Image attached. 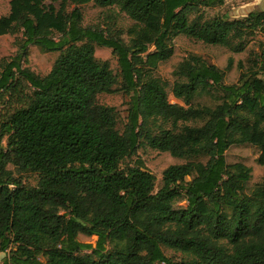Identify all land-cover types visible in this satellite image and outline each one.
<instances>
[{"label": "trees", "instance_id": "16d2710c", "mask_svg": "<svg viewBox=\"0 0 264 264\" xmlns=\"http://www.w3.org/2000/svg\"><path fill=\"white\" fill-rule=\"evenodd\" d=\"M92 2L134 21L127 41L122 32L83 25L80 7ZM224 4L10 1L0 18V37L15 36L18 47L15 57L0 60V105L13 108L0 120L3 264H264V185L247 194L252 168L226 160L233 146L264 152V47L248 67L238 63L232 85L226 71L186 57L171 91L183 105L169 101L168 84L155 75L181 35L243 53L245 37L264 32V11L206 17ZM56 28L58 37L49 32ZM31 46L60 54L48 75L26 65ZM97 46L117 58L119 88L110 62L96 58ZM115 93L130 99L122 132L116 108L98 103L99 95ZM203 96L213 105L199 102ZM141 148L192 161L168 167L155 192L156 177L142 160L122 168ZM14 171L38 174L37 186ZM163 248L185 257L169 258Z\"/></svg>", "mask_w": 264, "mask_h": 264}, {"label": "rangeland", "instance_id": "374dc122", "mask_svg": "<svg viewBox=\"0 0 264 264\" xmlns=\"http://www.w3.org/2000/svg\"><path fill=\"white\" fill-rule=\"evenodd\" d=\"M11 0H0V18L8 15L10 12ZM82 13L83 25L88 26H100L108 28L110 30L119 31L124 33L126 41L127 31L134 25L132 21L125 13L121 12L119 8H101L94 2L80 7ZM253 11H264V0H225V4L222 7H216L214 9L206 10V17L214 16H227L231 20L242 19ZM59 29H51L49 32L52 36L58 37ZM247 38V48L243 53H233L229 49L221 46L206 45L202 42L195 41L187 36L181 35L174 40V54L167 61L162 63L155 71L156 77L162 79L168 84L169 101L171 103H178L183 105L179 100H176L171 91L174 83L178 80L174 75L178 65L189 55L193 54L206 60L208 63L216 65L220 69L226 71L225 83L232 85L238 83L241 75V70L238 68L240 61L247 65V61L250 57L258 54L264 47V32H258L253 36ZM15 36L0 37V60L2 58H13L18 54V47L15 44ZM59 53H43L37 47H29V55L27 66L36 74L40 76L48 75ZM95 56L100 61H109L111 69L118 78L119 88L122 83L120 75V69L117 58L113 55L112 50L103 47H96ZM233 58V67L227 70L228 61ZM129 98L123 93L115 94H101L98 96V103L105 106L116 108L119 113L118 129L122 132L127 122ZM199 102L204 104L213 105V101L208 96L199 98ZM7 105H0V120H2L6 114L13 108H8ZM6 144V141L4 142ZM264 159V152L256 145H242L233 146L226 152V160L228 164L243 163L246 166L252 168V178L248 182L246 187V193L251 194L257 186L264 185V164H260L259 160ZM142 160L145 164V168L149 170L156 177L155 192H158L162 187L163 172L172 165L184 164L192 160H183L172 157L169 153H162L152 150L150 148H141L138 151L137 156L132 160H127L122 163V168L127 165L133 166V162L136 160ZM201 161L206 162V158H202ZM13 170V167H10ZM16 177L22 179V181L29 186H37L39 176L35 173L19 174L16 171ZM191 178L189 179V181ZM177 209L185 207V203H176ZM96 237H87L85 235L79 236V241L86 244H96ZM165 254L174 260H181L185 256L181 253L172 251L167 248H163ZM8 253H0V264H3L4 258Z\"/></svg>", "mask_w": 264, "mask_h": 264}, {"label": "clouds", "instance_id": "9594fccd", "mask_svg": "<svg viewBox=\"0 0 264 264\" xmlns=\"http://www.w3.org/2000/svg\"><path fill=\"white\" fill-rule=\"evenodd\" d=\"M257 2H259V0H257Z\"/></svg>", "mask_w": 264, "mask_h": 264}]
</instances>
